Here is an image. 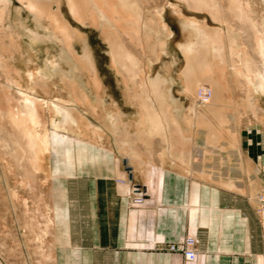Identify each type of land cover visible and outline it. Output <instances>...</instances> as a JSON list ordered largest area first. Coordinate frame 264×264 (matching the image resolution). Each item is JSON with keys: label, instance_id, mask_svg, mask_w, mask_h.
<instances>
[{"label": "crops", "instance_id": "crops-1", "mask_svg": "<svg viewBox=\"0 0 264 264\" xmlns=\"http://www.w3.org/2000/svg\"><path fill=\"white\" fill-rule=\"evenodd\" d=\"M12 1L0 0V17L13 12L11 21L27 42H11L13 31L0 28L1 246L17 243L18 256L31 257L22 243L33 242V257L48 256L50 264H264L258 213L264 195V63L223 58L218 46L213 57L204 55L199 76L191 66L183 79L172 73L166 76L174 78L170 86L179 85L163 93V83L145 89L162 76L149 75L139 96L127 75H98L92 58L90 71L40 74L32 68L36 42L20 24L26 19L35 29L34 13L25 0H17L15 9ZM49 1L61 7V0ZM140 25L132 32L143 33ZM211 40L202 36V45ZM49 42L54 52L58 44ZM195 44L182 49L187 53ZM8 49L11 55L3 56ZM66 64L60 62L64 71ZM139 64L162 62L147 58ZM201 82L212 98L198 105L194 92ZM157 92L166 122L157 101L149 100ZM51 101L73 104L74 125L56 118ZM116 107L135 116L114 125ZM147 114L160 115V125ZM135 193L142 204L131 202ZM183 235L196 240L193 261L167 248Z\"/></svg>", "mask_w": 264, "mask_h": 264}, {"label": "rangeland", "instance_id": "rangeland-1", "mask_svg": "<svg viewBox=\"0 0 264 264\" xmlns=\"http://www.w3.org/2000/svg\"><path fill=\"white\" fill-rule=\"evenodd\" d=\"M45 1L52 6L51 17L55 20L46 19L50 20L48 27L44 25V19L41 20V24L45 28L54 30L59 37L52 39L47 31L46 40L31 39L37 45L32 50V68L35 72L42 69L38 72L40 74L61 73L69 76L85 69L90 71L92 58L93 67L98 75H109L111 79L118 74L127 75L132 94L139 96L146 87L142 79H149V75L162 74L161 77L151 78L145 89L151 90V87L155 89L163 83V93L179 85L177 83L174 87L170 86L174 85V78L167 77L172 73L175 76L180 74L179 78H181L182 71H186L191 66L192 73L199 76L202 73L204 55L209 52L213 57L218 46L221 48L223 58L245 59L256 65L264 63V0H61V7L57 5V8H54L56 2ZM18 4L17 0H13L12 9ZM20 13L25 16V11L21 10ZM12 14L13 12H2L0 28L3 32L5 29L13 31L14 37L10 39L11 42H16L18 37L20 42L26 43V36L20 32L18 25L11 21ZM160 15L163 17L162 25L159 24ZM246 17L247 20H244ZM182 21H187L191 25L192 33L183 26ZM140 23L143 33H133L132 31L137 30V25ZM20 24L26 29L22 22ZM204 35L212 37L207 46L202 45ZM49 41L58 44L57 47L61 50L58 48H56L57 52L56 49L54 52L48 50ZM190 42L197 43V47L185 53L182 47ZM144 45L149 49H141ZM11 52L9 49L4 50L3 56L9 57ZM59 52L62 54L60 58ZM142 58L144 60L156 58L162 64L143 66L139 64L144 61ZM171 59H175L176 65H170ZM43 61L44 66H42ZM61 61L67 63L66 71L62 69ZM58 65L60 70H54ZM21 68L17 70L19 73L22 72ZM262 70L260 75L264 74V66ZM26 73L32 74V71L27 69ZM143 75H147L146 78ZM183 82H181V90H184ZM113 84H115V96L118 98L117 82ZM199 85L194 92V101L198 105L201 104L197 96L198 89L203 86L209 87L204 82ZM156 95L154 100L150 98L149 100L157 101L166 122L168 113L162 110L164 99L159 92ZM59 105L68 109L69 114L66 119L60 116ZM51 107L56 111V118H61L68 125H74L76 118L73 104L67 103L64 106L59 102L51 101ZM135 107L136 109L139 107L137 102ZM134 116L116 107L113 124H126L128 117ZM146 117L151 123L160 125L161 120L158 118L160 115L147 114ZM52 121L58 120L52 119ZM16 244L14 246V243L9 241L1 246L0 243V264H50L48 256L33 257V242L22 243L23 253L25 254V250L29 248L31 257H27L26 254L23 257L18 256Z\"/></svg>", "mask_w": 264, "mask_h": 264}, {"label": "bare ground", "instance_id": "bare-ground-1", "mask_svg": "<svg viewBox=\"0 0 264 264\" xmlns=\"http://www.w3.org/2000/svg\"><path fill=\"white\" fill-rule=\"evenodd\" d=\"M24 3V0H21V3ZM26 4V8L30 9V11L32 13H34L35 16V22H36V28L34 29L32 26H30L28 24V21L26 19H21V22L23 23L24 27H26V34L33 40H46L47 38V34L50 33V35L52 36V39H57L58 33H56L54 30L48 29L43 27V25L41 24V20L42 19H54V17H51V13H52V6L50 5V3H47L48 1L45 0H25ZM30 15H28L29 17ZM33 20V19H32ZM32 23V22H31ZM30 23V24H31ZM183 26H185L188 30L190 29V24L187 21H182ZM48 31V33H46ZM56 33V35H55ZM69 35L71 33L68 32ZM65 47V46H64ZM67 48V47H66ZM69 51V50H68ZM57 52V49H56ZM62 52V51H61ZM62 56V54H60L59 52V58ZM49 57V56H48ZM51 62V59L49 57L48 59ZM54 70H60L59 65L57 66V68H54ZM62 70V69H61ZM212 98V97H211ZM201 103V102H200ZM203 104V103H201ZM58 112L60 114V116L63 117H67V115L69 114L62 106L59 105L58 107Z\"/></svg>", "mask_w": 264, "mask_h": 264}, {"label": "built area", "instance_id": "built-area-1", "mask_svg": "<svg viewBox=\"0 0 264 264\" xmlns=\"http://www.w3.org/2000/svg\"><path fill=\"white\" fill-rule=\"evenodd\" d=\"M197 96L199 102L208 103L211 100L212 91L209 87L203 86L198 89ZM118 182L123 183L122 180H118ZM131 202L134 205H140L143 203V198L140 194L135 193L131 197ZM258 202V213L261 218V226L264 236V195H259ZM167 248L171 252L180 253L184 257V259L188 261H193L197 256L196 240L192 236L183 235L178 240L169 242Z\"/></svg>", "mask_w": 264, "mask_h": 264}]
</instances>
